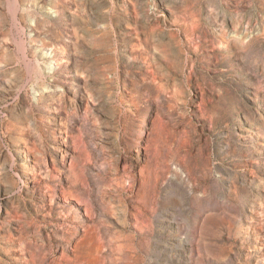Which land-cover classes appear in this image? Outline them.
Returning a JSON list of instances; mask_svg holds the SVG:
<instances>
[{"label": "rangeland", "instance_id": "374dc122", "mask_svg": "<svg viewBox=\"0 0 264 264\" xmlns=\"http://www.w3.org/2000/svg\"><path fill=\"white\" fill-rule=\"evenodd\" d=\"M0 264H264V0H0Z\"/></svg>", "mask_w": 264, "mask_h": 264}, {"label": "bare ground", "instance_id": "6f19581e", "mask_svg": "<svg viewBox=\"0 0 264 264\" xmlns=\"http://www.w3.org/2000/svg\"><path fill=\"white\" fill-rule=\"evenodd\" d=\"M155 112L154 110L152 109L151 106H147L146 107V110H145V114H143L139 121H138V129H139V133H140V136H143L144 133L146 132L147 128H148V123L150 121V119L154 116ZM47 123H49V121H47ZM63 134L62 132L60 131L59 128H56L54 131H53V138H61V143L59 144L60 145V148H61V155L60 157L62 159H66V155H67V151L65 149V145H66V140L64 137H62ZM75 234V232H73L72 236L73 237Z\"/></svg>", "mask_w": 264, "mask_h": 264}, {"label": "water", "instance_id": "95a60500", "mask_svg": "<svg viewBox=\"0 0 264 264\" xmlns=\"http://www.w3.org/2000/svg\"><path fill=\"white\" fill-rule=\"evenodd\" d=\"M143 114H145V112Z\"/></svg>", "mask_w": 264, "mask_h": 264}]
</instances>
